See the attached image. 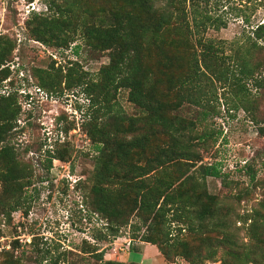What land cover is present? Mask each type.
I'll list each match as a JSON object with an SVG mask.
<instances>
[{
	"label": "trees",
	"instance_id": "obj_1",
	"mask_svg": "<svg viewBox=\"0 0 264 264\" xmlns=\"http://www.w3.org/2000/svg\"><path fill=\"white\" fill-rule=\"evenodd\" d=\"M43 2L47 12H32L25 21L30 37L57 48L80 38L75 55L85 48L108 57L94 77L78 60L64 68H32L36 84L48 93L79 87L90 100L83 130L94 148L93 170L77 187L88 211L105 221L101 235L107 243L129 226L133 239L155 245L169 263L177 258L189 264L214 262L221 247L219 264H264V210L254 207L238 214L249 240L239 244L230 231L229 211L207 184L212 177L226 185L225 176L217 163H203L194 148L195 141L205 144L212 136L197 127L220 113L210 105L219 98L218 85L231 93L233 107L257 118V101L246 90L248 82L264 88V19L227 42L207 35L209 29L227 26L211 12L208 0ZM15 47L16 40L0 35V85L11 74L8 63ZM122 89L137 113L129 114L120 105ZM20 115L17 93H0V218L6 215L9 221L14 211L28 212L25 188L33 176L32 165L14 143ZM259 131L264 136V126ZM48 153L50 167L52 158L67 161L71 147L59 144ZM244 167L256 185L253 168ZM242 197L239 192L237 198ZM259 206L264 209V200ZM38 243L30 242L34 258L25 250L15 254L13 246L0 264H42L50 250L42 251ZM90 245L85 252L96 264H140L106 259L104 248Z\"/></svg>",
	"mask_w": 264,
	"mask_h": 264
},
{
	"label": "rangeland",
	"instance_id": "obj_2",
	"mask_svg": "<svg viewBox=\"0 0 264 264\" xmlns=\"http://www.w3.org/2000/svg\"><path fill=\"white\" fill-rule=\"evenodd\" d=\"M208 1L211 12L227 21L226 27L208 30L207 35L217 40L229 42L239 39L264 19V6L261 5L264 0ZM32 12H47L43 0H0V35L16 40L13 58L8 63L11 74L0 85V93L15 91L18 95L21 115L15 128L14 143L23 160L33 168L32 183L25 188L28 212L24 208L14 211L10 221L6 215L0 218V263L5 251H10L13 246L15 254L20 255L25 250L34 258L36 252H30V242L35 239L42 251L50 250L42 264H96L91 253L85 252L90 244L104 248L106 253H116L114 247L121 252L130 242L140 240L131 237L127 226L121 236L107 243L101 235L105 231V221L88 211L83 202V190L77 187L93 170L94 148L83 130V124L89 118V98L79 87L64 89L60 95L48 93L36 84L32 68H64L70 60H78L88 76L94 77L100 66L108 62V57L106 53H88L85 48L80 49V55H75L74 46L81 44L80 38L67 48L48 46L33 39L25 26ZM247 88L248 97L257 101V118L254 119L252 113L242 107H233L231 93L218 85L219 98L210 105L220 113L208 117L197 127L199 132L206 130L212 136L207 143L195 141L194 145L202 162L217 163L225 176L226 185L212 177L207 178V184L229 211L230 231L239 244L249 240L247 225L237 217L238 214L242 215L254 207L264 210L259 206V202L264 200V136L259 131V127L264 126V88L251 82ZM127 95V90L119 91L120 105L129 114L137 113ZM195 108L200 109L191 106L192 110ZM56 142L68 143L71 154L67 161L52 158L48 167L51 157L48 150H54L59 145ZM246 164H250L256 173V185L245 172ZM239 192L243 195L240 200L237 198ZM171 229L173 234L178 233L176 225ZM153 250L148 246L144 252L147 256H154ZM133 251H140L139 247ZM221 253L222 248L219 247L216 261H205L204 264H219ZM160 260V264H189L182 258L172 263L164 258ZM25 264L38 263L27 260Z\"/></svg>",
	"mask_w": 264,
	"mask_h": 264
},
{
	"label": "crops",
	"instance_id": "obj_3",
	"mask_svg": "<svg viewBox=\"0 0 264 264\" xmlns=\"http://www.w3.org/2000/svg\"><path fill=\"white\" fill-rule=\"evenodd\" d=\"M148 246H151L154 249V256H147L144 251L148 249ZM139 247L140 251H133L134 248ZM114 252L116 253H105L106 259H116L121 261H134L140 264H160L163 259L162 254L159 252L158 248L150 243L143 241L130 242V244L125 246V249L119 252L117 247H114ZM161 255V257H159ZM165 260V259H164Z\"/></svg>",
	"mask_w": 264,
	"mask_h": 264
}]
</instances>
